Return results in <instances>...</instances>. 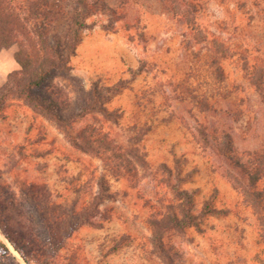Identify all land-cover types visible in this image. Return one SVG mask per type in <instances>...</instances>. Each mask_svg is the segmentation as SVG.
Masks as SVG:
<instances>
[{
	"label": "rangeland",
	"instance_id": "374dc122",
	"mask_svg": "<svg viewBox=\"0 0 264 264\" xmlns=\"http://www.w3.org/2000/svg\"><path fill=\"white\" fill-rule=\"evenodd\" d=\"M57 4L63 36L74 4ZM85 24L36 91L72 124L15 95L0 109V264H264V178L251 185L211 135H230L235 161L264 149V91L248 81L258 65L264 82V0H99ZM16 49L0 51V86ZM81 130L137 146V178L76 148ZM165 215L167 230L150 223Z\"/></svg>",
	"mask_w": 264,
	"mask_h": 264
},
{
	"label": "trees",
	"instance_id": "16d2710c",
	"mask_svg": "<svg viewBox=\"0 0 264 264\" xmlns=\"http://www.w3.org/2000/svg\"><path fill=\"white\" fill-rule=\"evenodd\" d=\"M59 1L65 0H58L57 3H60ZM70 1L74 4V14L69 20L66 34L61 36L56 32L53 33V25L59 15V11H54V7L59 5L56 3L52 7V0H0V51L16 46L15 59L21 68L19 71L10 73L5 85L0 86V109L10 95H15L31 105L32 108L46 113L59 125L72 124L60 114L47 112L46 102L36 92L55 72L68 67L70 58L74 55L75 49L81 41L86 19L95 12L99 3V0ZM61 12L63 11H60V14ZM197 40L202 41V38H197ZM217 60L214 58L216 64ZM217 70L221 71V67L217 66ZM248 81L259 93H262L264 91L263 69L255 65ZM201 103L205 105L203 106L205 110L216 109L203 100ZM80 116L78 115V117ZM204 129L205 127L201 129V133L205 141L204 144H207L209 143L208 134ZM211 135L216 142L217 154L229 159V161H234V165L239 168L240 172L250 178L251 185H257L264 178V149L254 151L246 163L239 160L235 161L236 156L233 155V143L230 135L227 133L217 135L215 131L211 132ZM77 137V140L74 141L76 148L88 152L89 148L99 145L95 148L96 153L103 156L104 159L110 160L115 164V168L126 169L128 177H131L132 180L138 176V167L145 164V161L142 164L136 157L137 146L129 145L121 149L120 146L114 145L107 136L105 137V134L93 136L92 133L86 134L83 130L78 132ZM108 151H111L110 154ZM132 158L135 159L132 160ZM102 188L101 191L104 193L105 188ZM253 192L255 204L257 203L260 207L261 205L264 206V189H257ZM96 200H98L97 196L95 197ZM87 214V219L90 220L93 212H87ZM166 221L169 222L170 220L165 215L161 219H151L150 223L160 230H167V226H164ZM174 221L179 222L177 217ZM154 236L161 237L156 230ZM155 242H160L161 255L165 256L163 246H161V238L160 241ZM0 248L7 251L1 242Z\"/></svg>",
	"mask_w": 264,
	"mask_h": 264
}]
</instances>
